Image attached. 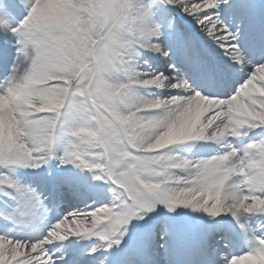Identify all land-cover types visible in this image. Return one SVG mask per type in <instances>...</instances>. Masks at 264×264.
<instances>
[{
	"label": "snow or ice",
	"instance_id": "6c2138e0",
	"mask_svg": "<svg viewBox=\"0 0 264 264\" xmlns=\"http://www.w3.org/2000/svg\"><path fill=\"white\" fill-rule=\"evenodd\" d=\"M9 2L0 264H264V0Z\"/></svg>",
	"mask_w": 264,
	"mask_h": 264
},
{
	"label": "bare ground",
	"instance_id": "6f19581e",
	"mask_svg": "<svg viewBox=\"0 0 264 264\" xmlns=\"http://www.w3.org/2000/svg\"><path fill=\"white\" fill-rule=\"evenodd\" d=\"M16 4V1H15ZM8 10L10 11V15H7V17L10 19L11 23L13 24L14 19L16 20H22L24 16H26L27 12L25 10L24 4H19V7H15L14 4L11 2L8 3ZM0 35H4L3 32H0Z\"/></svg>",
	"mask_w": 264,
	"mask_h": 264
}]
</instances>
